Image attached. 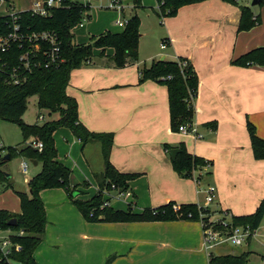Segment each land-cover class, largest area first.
I'll return each instance as SVG.
<instances>
[{"label": "crops", "instance_id": "obj_1", "mask_svg": "<svg viewBox=\"0 0 264 264\" xmlns=\"http://www.w3.org/2000/svg\"><path fill=\"white\" fill-rule=\"evenodd\" d=\"M93 1L87 2L88 19L71 30L78 28L87 33L84 40L83 36L76 40L78 45L88 43L89 36L107 32L102 24L98 32L86 31L87 27L91 30L99 26L91 22ZM125 1L127 5L132 3L133 10L146 4L142 0L138 4ZM118 13L123 14V10ZM95 15L98 19L102 13L98 10ZM240 17V8L222 0L182 6L164 21L160 35L161 43L167 41L164 50L139 43L137 60L117 68L110 59L112 49H94L88 63L72 70L66 94L76 101L79 122L91 133L112 134L110 163L119 173L135 176L128 182L132 193L129 201L103 196L110 208L126 211L131 202L133 211L139 213L168 203L203 206L200 191L209 185L216 189L212 207L233 216L252 214L264 199V159L254 158L247 130L250 123L264 140V66L233 64L247 52L263 47L264 35L253 34L255 29L238 31ZM161 58L183 60L196 74L193 123L199 139L172 132L166 86L141 81L140 72ZM65 129L68 131L58 129L64 144L61 149L56 142L57 160L71 171L69 187H76L75 200L87 201L91 198L88 192L98 191L93 178L104 170L101 144L83 145ZM164 145H183L189 154L211 166L194 173L198 181L181 178L173 170ZM34 167L35 176L41 164L37 162ZM4 173L9 181L11 174ZM109 195L113 197L114 193ZM40 198L46 225L33 254L36 264H208L212 251L202 248L199 222L93 223L83 218L63 188L43 190ZM114 201L125 205L114 206ZM0 209L20 213L18 207ZM223 249L224 253L216 254L234 255Z\"/></svg>", "mask_w": 264, "mask_h": 264}, {"label": "trees", "instance_id": "obj_2", "mask_svg": "<svg viewBox=\"0 0 264 264\" xmlns=\"http://www.w3.org/2000/svg\"><path fill=\"white\" fill-rule=\"evenodd\" d=\"M8 1V0H5ZM158 15L173 16L177 10L186 5L199 3L205 0H156ZM235 4L237 0H222ZM138 2V0H133ZM259 4H264L261 0ZM88 5L77 1L67 0L66 5L50 10L49 16L41 18L29 12H21L17 23L23 30L30 32L50 31L57 36L60 46V54L63 59L58 67L41 69L34 67L30 71H22L17 62L19 50L0 54V121L15 124L19 127L23 141L18 149L8 148L9 160L13 157H24L41 164V171L33 176L27 183L29 194L16 192L20 213L14 214L0 209V229L10 230L11 242L19 246V250H12L9 260L19 264H36L33 259L35 249L42 241L46 217L44 205L40 198V192L46 189L63 188L68 194L69 201L80 211L88 222H167V221H203L214 229L222 228L218 222H209L210 211L196 204L174 205L168 203L157 208L144 209L135 213L132 205L127 206L126 211H118L105 207L103 204V192L111 191V186L119 190L128 189V182L135 176L119 173L109 161V153L112 146V134H97L89 132L78 120L76 101L66 94V88L72 70L80 68L90 61L93 50L102 52L109 48L113 50L111 60L117 68L123 67L127 61L137 60L139 41V18L135 15L127 20L121 33L113 34L104 32L98 36L90 37L86 44L78 45L74 42L71 30L88 19L86 12ZM241 17L238 31H249L260 23L259 16L252 15L247 7L240 9ZM11 18L0 17V34L9 31ZM167 44V41L163 40ZM40 59V56L39 58ZM37 62V59H35ZM240 67L264 66V46L253 49L233 61ZM15 68V74L20 77L19 84L10 82L8 74ZM141 81L152 80L166 86L168 94L169 121L172 132L177 133L182 125L193 123L195 116L194 100L197 94V77L193 68L183 60L157 61L150 68L140 72ZM37 96V107L46 110L50 115L57 114L58 119L47 121L41 125H27L22 121V115L26 110L27 100ZM40 117V116H39ZM38 117V119H39ZM212 126H215L213 124ZM59 128H67L72 135L85 145L90 142H99L103 156L104 170L101 175H96L98 191L89 200H75L76 187H69L71 171L57 160V152L54 146L53 133ZM253 156L257 160L264 159V140L259 138L254 127L247 123ZM28 138H34L43 145L39 152L31 146L24 145ZM166 152L177 149L179 152L171 160L175 173L184 179L194 178L196 171H201L211 163L201 157L189 154L183 145L171 148L164 145ZM4 163L0 161V184L7 183L5 173L1 170ZM210 171L206 175H210ZM196 181L199 178H194ZM85 185V184H84ZM108 200V199H107ZM202 216V217H201ZM264 217V199L256 210L245 216H231L228 226H247L254 233L260 226ZM16 219V225L9 227L7 223ZM22 232V235L19 233ZM249 253L239 256L208 255V264H247ZM0 264H9L0 254Z\"/></svg>", "mask_w": 264, "mask_h": 264}, {"label": "rangeland", "instance_id": "obj_3", "mask_svg": "<svg viewBox=\"0 0 264 264\" xmlns=\"http://www.w3.org/2000/svg\"><path fill=\"white\" fill-rule=\"evenodd\" d=\"M35 0H8L3 1L0 3V14H4L6 12H9L11 10L17 11L24 8H29L31 4ZM74 1V0H72ZM83 2V0H80ZM110 0H96L93 1L91 4V22L96 21L99 26L96 28H92L90 30L89 27H87L88 23H85V27H87V32L89 34L98 32L106 25L107 32H115L118 30H124V25H116L115 20L116 19H122L125 23H127V20H129L132 16L137 15L140 21L139 25V34L142 35L141 38H139L138 44L145 45V48L150 47L154 48L155 46L159 47L161 43V33L163 31V24L167 16L163 17L158 15V7H157V1L156 0H142L146 4L143 6V8L135 9L133 10L132 3L124 6L123 8V14L118 13L117 11L106 9L105 7L108 5ZM253 0H237L235 4H232L236 6L237 8L247 7L249 11L252 13V15H256L260 17V23L256 26H254L252 29H255L253 34H258L257 36L260 37L261 35H264V4H258L256 6H252ZM124 4V0H122ZM138 4V2L136 3ZM9 5V6H8ZM101 6L102 8H98ZM100 11L102 15L99 16L97 19L96 13L97 11ZM99 20V21H98ZM250 29V30H252ZM95 31V32H94ZM101 32V31H100ZM247 32V31H246ZM74 34V42L76 43V40L80 38V36H83V40L85 39V34H87L84 30H79L78 28H75V30L72 32ZM261 34V35H260ZM95 36V35H94ZM90 37H88L87 42H89ZM156 44V45H155ZM39 116H42V120L38 119ZM58 119V115L52 116L49 114L46 110H40L37 107V96H32L27 100V106L26 110L22 115V121L27 125H41L47 121ZM60 129V128H59ZM63 131H68L65 128H62ZM59 131V132H57ZM61 130H56L53 133V141L54 145L56 147V142H58L59 148L62 149V144H64V137L62 134H60ZM57 133V134H56ZM179 133V132H178ZM180 134V133H179ZM182 135V134H181ZM35 140L34 138H28L24 145L29 146V142ZM23 141L22 134L20 132V129L17 125L8 123L5 121H0V161L3 160V158L8 153V148H16L18 149L20 147V144ZM94 143V142H92ZM22 162L28 163V171L27 175H23L20 172V165ZM34 169L35 167L32 165L31 160L24 158V157H13L10 160L4 161V163L1 166V170L4 172H9L11 174V179L7 183L0 184V208H7L11 209L13 207L20 208V203L18 196L16 192H22L29 194L28 192V186L26 184L27 179H31L32 176H34ZM101 175V174H96ZM95 176V175H94ZM96 179V176L93 178ZM97 181V180H95ZM199 186V185H198ZM201 187H204V185H200ZM92 189L95 187L89 186ZM88 187V188H89ZM91 197L96 194V190H91L86 195H90ZM85 195V197H87ZM200 197L203 199L204 195H200ZM118 200H123L122 198H118ZM204 202V199H203ZM118 204V205H117ZM112 205L119 206V205H125L122 203V201H114L112 202ZM213 204L207 206L208 210L210 211V219H214L217 217H221L223 213L219 210H215L214 207H212ZM107 207V206H105ZM127 208V205H126ZM135 208V207H133ZM203 209H205L203 207ZM206 210V209H205ZM208 220V221H209ZM219 248H214L211 253L219 256L216 254L217 251L224 253V251L231 252L230 254H234V256H239L243 253H249L248 256V262L247 264H264V217L260 223L259 228L252 234L251 237H249L246 241L242 242L241 245H231L230 243L221 244L220 246H217ZM209 251V252H210Z\"/></svg>", "mask_w": 264, "mask_h": 264}, {"label": "built area", "instance_id": "obj_4", "mask_svg": "<svg viewBox=\"0 0 264 264\" xmlns=\"http://www.w3.org/2000/svg\"><path fill=\"white\" fill-rule=\"evenodd\" d=\"M3 1L4 0H0V3ZM66 1L67 0H35L29 8H24L17 11L11 10L4 14H0V17L8 16L11 18V23L8 26L9 31L7 33L0 34V54L3 55L15 50H19L17 62L19 63V67L24 72L30 71L36 66L41 69L58 67L62 63L63 59L60 54V44L56 34L50 31L30 32L28 29L23 30L21 25L17 23V20L18 15L21 12H29L34 16L45 18L49 16L51 9L64 7L66 5ZM85 1L86 0H83L84 3L81 1L79 3L85 5L87 4L88 0L86 2ZM123 8L124 4L122 0H110L106 6V9L117 12H121ZM116 24L118 26L126 25L123 19L118 20ZM165 48L166 44L161 43L160 49L164 50ZM39 56L40 59H38ZM35 59H37V62ZM4 66L5 65H3V63L0 64V67ZM15 70L16 69L13 68L8 74V77L11 83L17 85L19 84L20 77L15 74ZM39 119L42 120V116H40ZM178 132L185 136H192L194 139L201 138L194 123L180 126L178 128ZM29 146L37 149L39 152L43 149L42 143L35 140L30 141ZM27 171L28 163L22 162L20 165V172L23 175H27ZM111 192L114 193L113 197H110L109 195ZM200 192L204 195V202L203 206H198L206 208L213 203L216 189L214 186L209 185ZM103 196H107L108 199L114 198L118 200V198H122L123 200L129 201L132 197V193L129 188L122 191L116 189L114 186H111V191H104ZM103 205L108 207V201H105ZM128 205H132V203L129 202ZM222 213L224 218L220 223L222 227L220 229H214L213 226L206 225L203 223V221L199 222L202 230V248L205 251L209 252L214 247L225 243H230L231 245H241L242 242L246 241L253 234L247 226H228V221L232 215L228 212ZM220 219L221 217L214 218L209 220V222H218ZM11 234L12 232L10 230L0 229V254L7 260L9 264H12L13 262L12 260L8 259L11 251L19 250V246L14 245L11 242ZM19 234L22 235V232Z\"/></svg>", "mask_w": 264, "mask_h": 264}, {"label": "water", "instance_id": "obj_5", "mask_svg": "<svg viewBox=\"0 0 264 264\" xmlns=\"http://www.w3.org/2000/svg\"><path fill=\"white\" fill-rule=\"evenodd\" d=\"M260 1H261V0H253L251 4H252V6H256V5H258V4L260 3ZM124 4L127 5V2L125 1ZM160 61H163V59L161 58ZM178 152H179V151H178L177 149H172V150H170V151H169V157H170V159L173 160ZM6 160H9V155H8V154L3 158V161H6ZM31 163H32L34 166L37 164L36 161H31ZM5 177H6V179H8V178H9V175L5 173ZM7 225H8L9 227H14V226L16 225V219H11V220L7 223ZM12 264H19V263L13 261Z\"/></svg>", "mask_w": 264, "mask_h": 264}]
</instances>
